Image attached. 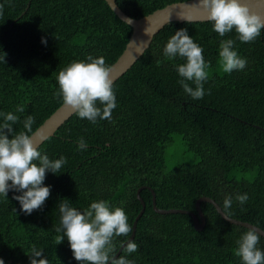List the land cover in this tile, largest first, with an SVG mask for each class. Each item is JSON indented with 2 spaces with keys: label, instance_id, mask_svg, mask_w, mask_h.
I'll return each mask as SVG.
<instances>
[{
  "label": "trees",
  "instance_id": "trees-1",
  "mask_svg": "<svg viewBox=\"0 0 264 264\" xmlns=\"http://www.w3.org/2000/svg\"><path fill=\"white\" fill-rule=\"evenodd\" d=\"M176 1L183 0H114L132 18ZM0 5V56L6 53L5 62L0 60V124L3 114L12 112L19 118L12 125L17 132L28 115L34 117V130L63 102L56 95L59 70L88 56H103L109 66L131 31L104 0H0ZM181 28L202 47L210 65L202 99H192L179 83L176 66L184 58L163 54L168 38ZM222 39L234 41L247 61L244 69L217 71ZM113 90L117 107L110 121L93 124L73 113L38 145L50 159H66L60 173L46 172L50 195L40 209L21 211L13 198L21 193L14 189L7 197L0 195L4 264H30L26 253L33 246L43 250L49 264H79L67 238L55 244L59 204L67 199L83 211L103 199L122 207L131 225L140 208L135 196L139 186L153 190L161 209L195 212V200L207 196L223 210V200L232 196L227 210L231 218L264 230V29L255 41L245 43L235 30L220 37L208 20L169 22L113 81ZM20 105L23 113L16 112ZM174 135L197 160L165 169V146ZM79 138L86 142L83 150ZM244 193L249 199L241 205L235 197ZM139 196L144 209L132 238L137 251L125 254L121 249L117 256L126 255L135 264H242L235 249L248 228L225 221L201 201L205 223L196 231L187 214L154 212L147 188ZM126 238L114 242L119 247ZM257 247L264 251L263 237Z\"/></svg>",
  "mask_w": 264,
  "mask_h": 264
},
{
  "label": "clouds",
  "instance_id": "clouds-1",
  "mask_svg": "<svg viewBox=\"0 0 264 264\" xmlns=\"http://www.w3.org/2000/svg\"><path fill=\"white\" fill-rule=\"evenodd\" d=\"M201 9L213 30L220 37L235 30L240 41L250 43L256 40L264 29V15L252 10L246 0H198ZM3 6L0 5V15ZM185 22L188 18L182 14ZM150 37L151 33L145 29ZM165 57L171 59L177 56L185 62L176 66L181 77L179 83L183 91L192 99H202L205 95L204 82L209 78V63L205 61L202 47L194 42L187 29H178L172 34L163 48ZM6 53L0 60L4 61ZM219 66L225 73L242 70L247 61L235 50L232 39H222L219 43ZM59 90L56 95L62 98L79 118L87 119L95 124L99 120H111L112 111L117 107L110 78V66L103 56H88L87 60H73L58 71L56 77ZM188 82H192L190 86ZM102 105V107L97 106ZM24 105L16 108L23 113ZM4 122L0 124V195L7 197L9 189L20 192L13 198L19 202L21 211L31 214L40 209L50 195V187L44 185L46 172L57 174L66 164V159H50L42 154L30 133L34 117L28 115L23 121V130L14 131L12 125L18 121V116L12 112L3 114ZM86 142L79 138L78 148L83 150ZM9 181L11 183H9ZM249 199L247 193L237 194L235 200L243 205ZM233 197L226 196L223 200V215L231 218L228 209L232 207ZM60 226L55 229L58 235L55 244L58 245L67 238L72 255L79 264H135L126 255H116L118 246L116 237H128L132 226L120 206L113 207L106 200L93 201L83 211L72 207L65 199L59 204ZM261 234L255 227H249L237 241L235 254L242 264H264V251L257 245ZM119 248L125 254L137 251L138 245L128 239L120 242ZM30 264H49L42 249L35 246L29 253ZM39 258V259H37ZM0 264L4 260L0 259Z\"/></svg>",
  "mask_w": 264,
  "mask_h": 264
},
{
  "label": "water",
  "instance_id": "water-1",
  "mask_svg": "<svg viewBox=\"0 0 264 264\" xmlns=\"http://www.w3.org/2000/svg\"><path fill=\"white\" fill-rule=\"evenodd\" d=\"M104 2L119 20L126 23L131 28L124 48L117 56V58L109 65L110 78L112 79V81H114L123 72H125L131 66V64L143 53V51L148 47L153 35L157 33L158 30L162 28V26L172 21H185L181 16L178 15L179 13L187 17L189 22L207 20L203 11L198 8V0H183L171 2L160 8H156L153 11L138 18H132L125 14L115 4L114 0H104ZM246 2L252 10L260 13L261 15H264V0H246ZM17 18L18 17H16L14 20H16ZM11 24L12 22L9 24V26ZM146 28L151 33L150 37L145 33ZM73 113L74 112L62 102L33 130L32 133H30L33 138L34 144L38 146L45 138L52 136L53 132L58 128V126L62 124ZM141 188H147L149 190L151 195V207L154 212L159 214H187L191 217L193 229L196 231L201 230L205 223V218L199 206L200 202L204 201L210 203L214 207L216 212L220 215V217L225 221L245 228L255 227L260 232L261 237L264 238V230L260 229L259 227L234 218L226 219L217 203H215L213 199L207 196H200L195 200V212L176 208L161 209L157 208L155 205V196L153 190L147 186H139L135 190V196L140 203V208L131 222L133 230L123 242H126L128 239L133 238L136 222L143 212L144 202L139 196V191ZM120 250L121 249L118 247L116 255H118Z\"/></svg>",
  "mask_w": 264,
  "mask_h": 264
},
{
  "label": "rangeland",
  "instance_id": "rangeland-1",
  "mask_svg": "<svg viewBox=\"0 0 264 264\" xmlns=\"http://www.w3.org/2000/svg\"><path fill=\"white\" fill-rule=\"evenodd\" d=\"M217 71H222L219 65ZM164 156L165 169H170L180 163H194L197 160L196 156L185 150L184 146L181 144L179 136L177 135H174L172 142L165 146Z\"/></svg>",
  "mask_w": 264,
  "mask_h": 264
}]
</instances>
